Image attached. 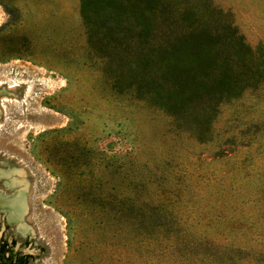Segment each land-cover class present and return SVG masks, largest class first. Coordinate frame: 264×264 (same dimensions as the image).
<instances>
[{
	"label": "rangeland",
	"instance_id": "1",
	"mask_svg": "<svg viewBox=\"0 0 264 264\" xmlns=\"http://www.w3.org/2000/svg\"><path fill=\"white\" fill-rule=\"evenodd\" d=\"M212 2L264 44V0ZM87 35L80 0H0V194L26 201L18 222L0 212V242L16 241L29 264H139L136 235L109 227L105 188L94 187L111 179L90 159L103 152L190 171L198 206L220 213L219 240L264 249V84L223 105L215 141L200 144L163 111L112 91ZM125 170L137 175L135 164Z\"/></svg>",
	"mask_w": 264,
	"mask_h": 264
},
{
	"label": "trees",
	"instance_id": "2",
	"mask_svg": "<svg viewBox=\"0 0 264 264\" xmlns=\"http://www.w3.org/2000/svg\"><path fill=\"white\" fill-rule=\"evenodd\" d=\"M80 1L88 46L104 60L111 90L163 111L200 144L215 141L223 105L264 84V44L251 45L234 14L212 0ZM219 151L217 158L231 154ZM90 159L102 161L111 177L93 179L95 188H105L109 227L136 235L139 264H264V249L219 240L220 213L198 206L190 171L158 172L116 153ZM128 163L137 175L125 170ZM15 244L1 246L0 264H29L32 256L16 252ZM148 249L152 262L143 255Z\"/></svg>",
	"mask_w": 264,
	"mask_h": 264
},
{
	"label": "bare ground",
	"instance_id": "3",
	"mask_svg": "<svg viewBox=\"0 0 264 264\" xmlns=\"http://www.w3.org/2000/svg\"><path fill=\"white\" fill-rule=\"evenodd\" d=\"M25 202L26 201L21 199V197L18 196V194L15 197L14 195L5 196L3 194H0V211L7 212L9 214L10 221L18 222L20 216L23 214L25 210L24 208Z\"/></svg>",
	"mask_w": 264,
	"mask_h": 264
},
{
	"label": "flooded vegetation",
	"instance_id": "4",
	"mask_svg": "<svg viewBox=\"0 0 264 264\" xmlns=\"http://www.w3.org/2000/svg\"><path fill=\"white\" fill-rule=\"evenodd\" d=\"M0 212H5V211H0ZM5 213H7V212H5ZM13 242V240H11V241H9V240H2L1 242H0V248H1V246L4 244V243H7V244H11ZM15 250V249H14ZM9 255V252H7L6 253V256H8ZM24 255V254H23Z\"/></svg>",
	"mask_w": 264,
	"mask_h": 264
}]
</instances>
